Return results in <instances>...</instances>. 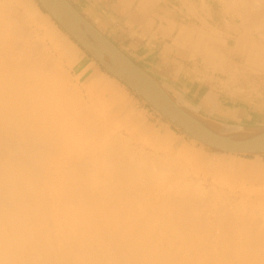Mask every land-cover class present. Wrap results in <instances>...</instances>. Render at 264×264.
<instances>
[{
	"label": "bare ground",
	"instance_id": "obj_1",
	"mask_svg": "<svg viewBox=\"0 0 264 264\" xmlns=\"http://www.w3.org/2000/svg\"><path fill=\"white\" fill-rule=\"evenodd\" d=\"M6 1L0 8V264H264V212L238 207L188 180L176 163L136 153L124 137L96 128L59 60L31 56L28 48L14 53L11 30L21 33L26 18ZM223 1L243 13L253 3L264 10V0ZM197 117L216 130L264 132Z\"/></svg>",
	"mask_w": 264,
	"mask_h": 264
},
{
	"label": "crops",
	"instance_id": "obj_2",
	"mask_svg": "<svg viewBox=\"0 0 264 264\" xmlns=\"http://www.w3.org/2000/svg\"><path fill=\"white\" fill-rule=\"evenodd\" d=\"M68 1L191 113L224 125L264 127V44L225 1ZM41 16L37 19L50 28V20ZM56 32L67 36L58 27ZM66 45L70 50L62 46L60 51L88 102L105 110L104 116L112 118L123 133L148 149L181 155L177 158L203 179L233 193L264 197V154L222 153L199 145L105 72L70 38Z\"/></svg>",
	"mask_w": 264,
	"mask_h": 264
},
{
	"label": "water",
	"instance_id": "obj_3",
	"mask_svg": "<svg viewBox=\"0 0 264 264\" xmlns=\"http://www.w3.org/2000/svg\"><path fill=\"white\" fill-rule=\"evenodd\" d=\"M53 21L102 69L194 142L230 154H264V132L213 129L177 103L163 87L68 0H36ZM210 120V119H209ZM238 127V126H236ZM264 130V127H239Z\"/></svg>",
	"mask_w": 264,
	"mask_h": 264
},
{
	"label": "rangeland",
	"instance_id": "obj_4",
	"mask_svg": "<svg viewBox=\"0 0 264 264\" xmlns=\"http://www.w3.org/2000/svg\"><path fill=\"white\" fill-rule=\"evenodd\" d=\"M11 1H13L12 4L15 7V9L18 10L19 13L22 14L24 18H26V21H25V19H24L25 22L23 21L26 28L23 29V27H22V29H19L21 33L23 32L22 35H20L21 33H19V31L17 30V28L16 29L13 28V30H17L18 33H17V31H15V33H14V31L11 30V37L10 38L12 39L13 35H15L13 38L16 41L15 44L17 46V47L16 46L14 47L15 44H13L12 47H14V48H12V50L13 49L15 51H19L20 50L19 52H16V53L23 55L24 54L23 52L25 50H28L29 49L30 51H27V52H31L32 51V53H31L32 55L31 56H34V57L35 56L36 57L38 56V57H40V55H42V56L43 55H47L45 57V59L47 58V60H49L50 62L51 61L54 62L56 60H59L62 63V65H63L65 74H67V76L69 75L68 76L69 78L68 77H66V78H68L69 80L71 79L70 82L68 80L67 84H70V85L74 86L75 90L78 92L81 100L83 101L82 103L83 104L86 103L85 104L86 109H88L91 113H93V115H95V117H94L95 118V123L97 124V127L96 128L102 127V130H105L106 136H108V137L110 135L111 136H120V137L122 136V138L124 137L123 139L125 140V142H127V144L130 146V148L133 151L136 150L135 151L136 153L137 152L138 153L139 152H142V153H146L147 155L149 154V156L151 158L161 159L163 161H169L172 164H175L176 163L174 166L176 168L178 166L177 169H179L180 172H181V170H182V172L185 171V173H183V175H185V177L188 178V180L191 179L193 182L199 183L201 186H203L209 192L212 190L215 193L217 192V194L220 193V196L221 197L228 198L230 202H233V204L234 203H237L238 207H241V206H239V204L241 203L240 205H242L241 208H243V209L245 208L244 207V205H245L246 208H247V210H249L248 207H250V210H252L254 208L257 209L256 211L253 210L254 212H257V213H263L264 212V197H250L248 199L245 196L238 195L237 193H233V192H231V191H229V190L221 187L220 185H217L215 183H212V182H209V181L203 179V177L201 175H199L195 171V169L189 163H186L185 161H182L181 159H178V158L181 157V155H178V156L174 157V156H172L170 154H166V153H163V152H157V151H154L152 149H148L145 146L144 143H141L138 140L133 139L131 136L127 135L126 133H123L119 127H117V126L114 125V123H113L114 121H113L112 118L111 119H109V118L107 119L104 116L103 113H105V110H103L102 108L96 109L95 107H93L90 104V102H88L87 95L85 93V89H83L81 87L79 81L76 78L75 73L71 69L70 63H68L67 59H65L66 57L64 55H62V53L60 51V48L62 46L68 47L66 44H67V39L70 38V36L67 33H65L61 29V27H59L53 21V19L44 10L41 9V7L39 6V4L37 3L36 0H28L29 1V4L31 5V8H33L35 11H32V10L25 11L23 9V6H22L20 0H11ZM3 2H5V0H0V5H1L0 8L1 7L4 8L3 6H5L6 4L9 5V2L6 1L7 3L5 2L4 4H3ZM228 3L229 4H227V3L226 4H227V6H229V9L230 10H233V9L235 10V8H236L237 11L236 10L235 11L233 10V12L236 13L237 15H239V17L243 15L244 18L243 17H240V19L243 18L241 21L246 26V28H249L250 29V32L253 33V35L255 36L256 40L259 41L260 43H263L264 44V29H263V27H264L263 25L264 24H263V18L262 19H257V18H260V17H264V10H260V9H262V5L263 4L261 5V8H259L260 5H258V4L255 5V3H253L252 5L249 6V9H247V12L246 13H243L241 11L244 10V9L241 10L240 7L234 6V4L231 3V2H229V1H228ZM253 5L256 6L255 7L256 9L254 7L252 9V6ZM37 8H39L40 11H38ZM257 10H258V12H257ZM18 11H16V12H18ZM238 12H240V13H238ZM241 13H242V15H241ZM254 13H256V14L258 13V17H256L257 15H254ZM9 14L15 16V17L14 16L12 17L11 15H9L12 18H16L18 13H14L13 14V13L10 12ZM37 15L38 16L44 15L43 17H45V19H47V21L50 20L49 23H50L51 27L49 28V26L44 21L37 19ZM247 16H249V17H247ZM18 17H22V16L19 15ZM18 17H17V19H18ZM18 21H19V19H18ZM42 24L45 26L44 29L40 28V25H42ZM57 27L61 29V31L64 33V35H67V36H63L59 32H56L57 31ZM51 28H52V31H51ZM24 31H25V33H24ZM49 32H51L52 35H50ZM65 37H68V38H65ZM20 38L23 40V42L24 41H27L26 43L25 42L24 43H25V45H28V47L25 46L23 42H22V44H20L21 43V42H19V41H21ZM63 38H65V40ZM16 39L19 40L18 41L19 43L17 42ZM14 40L12 39L11 41L13 42ZM21 45L22 46H25V48L23 47L24 50L21 49L22 48ZM19 46H21V47H19ZM16 48H17V50H16ZM26 48H28V49H26ZM68 49L70 50V47H68ZM80 49H82V48L80 47ZM43 50L45 52H47V53H45ZM15 51H14V53H15ZM82 51L85 53V51L83 49H82ZM28 54L30 55V53H28ZM33 54H35V55H33ZM190 156L191 155L186 156V157L187 158H190ZM186 157H182V158H186ZM248 204H249V206H248ZM262 208H263V211H262ZM258 221H260V220H258Z\"/></svg>",
	"mask_w": 264,
	"mask_h": 264
}]
</instances>
